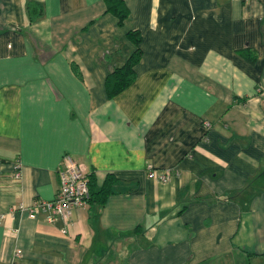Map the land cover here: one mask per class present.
I'll use <instances>...</instances> for the list:
<instances>
[{"label":"crops","instance_id":"crops-1","mask_svg":"<svg viewBox=\"0 0 264 264\" xmlns=\"http://www.w3.org/2000/svg\"><path fill=\"white\" fill-rule=\"evenodd\" d=\"M122 1L0 0V264H264V0ZM65 154L114 192L31 216Z\"/></svg>","mask_w":264,"mask_h":264},{"label":"built area","instance_id":"built-area-1","mask_svg":"<svg viewBox=\"0 0 264 264\" xmlns=\"http://www.w3.org/2000/svg\"><path fill=\"white\" fill-rule=\"evenodd\" d=\"M58 188L52 200H35L27 209L31 216L38 212H46L48 219L64 217L68 220L70 213L75 206H84L90 197L87 174L82 166L71 155L65 154L62 157L60 166L57 170ZM147 175L160 181H166L171 176V172L165 170L157 173L151 166L147 167ZM19 177V173L15 174ZM22 209L23 206H20ZM21 250H16L19 255Z\"/></svg>","mask_w":264,"mask_h":264},{"label":"trees","instance_id":"trees-1","mask_svg":"<svg viewBox=\"0 0 264 264\" xmlns=\"http://www.w3.org/2000/svg\"><path fill=\"white\" fill-rule=\"evenodd\" d=\"M36 8H39L37 3L32 1L28 3V11L32 19H35L40 14V10L35 12ZM108 8L118 17L120 23L128 15V9L122 0H108ZM127 35L131 42L134 43L135 49L129 54L122 66L116 67L108 74L106 87L109 98L120 93L135 79L134 65L138 62L141 55V48L139 46L140 35L137 31L133 30L129 31ZM87 177L90 190V197L88 201L104 203L107 196L114 192L116 182L114 176L112 174H108L99 187H96V183L92 175Z\"/></svg>","mask_w":264,"mask_h":264}]
</instances>
